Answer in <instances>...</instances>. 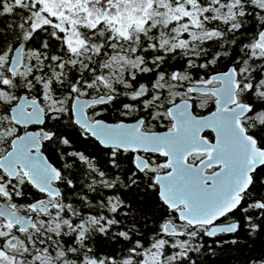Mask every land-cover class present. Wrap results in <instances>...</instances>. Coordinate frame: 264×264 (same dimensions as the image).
Segmentation results:
<instances>
[{
  "label": "snow or ice",
  "instance_id": "obj_1",
  "mask_svg": "<svg viewBox=\"0 0 264 264\" xmlns=\"http://www.w3.org/2000/svg\"><path fill=\"white\" fill-rule=\"evenodd\" d=\"M241 229L264 232V0H0V264H205Z\"/></svg>",
  "mask_w": 264,
  "mask_h": 264
},
{
  "label": "trees",
  "instance_id": "obj_2",
  "mask_svg": "<svg viewBox=\"0 0 264 264\" xmlns=\"http://www.w3.org/2000/svg\"><path fill=\"white\" fill-rule=\"evenodd\" d=\"M218 70H226L223 66L218 67ZM65 121H62L63 124ZM49 125L51 122H48ZM71 131V129H68ZM73 148L77 151L81 150L87 152L89 155L95 156L96 160L100 164H104L108 159L109 150L99 145L92 138H83L78 135L75 136L73 140ZM46 154L52 151L49 145L45 144ZM130 157V154H128ZM52 158V157H50ZM53 163H56L59 166V163L53 159ZM131 165L125 161L123 168L126 171ZM123 179V177H121ZM105 194H111L106 192ZM119 195L125 197L128 203L132 206L133 209L137 207H143L146 197L143 194V185L139 191L137 190H127L122 189L119 192ZM138 201L139 203H134L133 201ZM142 214V213H141ZM207 243L215 249L214 258H209L205 261V264H245L250 258L264 255V232L257 235L255 238H249L247 232L244 229H241L239 233V243L235 246L225 245L223 249L216 248L215 244L208 238H205Z\"/></svg>",
  "mask_w": 264,
  "mask_h": 264
},
{
  "label": "flooded vegetation",
  "instance_id": "obj_3",
  "mask_svg": "<svg viewBox=\"0 0 264 264\" xmlns=\"http://www.w3.org/2000/svg\"><path fill=\"white\" fill-rule=\"evenodd\" d=\"M192 100H193V111H194V114H196V115H206V114H209L210 111H214V110H215V104H214V101L211 100V99L208 98V97H203V96H198V95H196V94H193V98H192ZM202 100H207V101H208L206 107L201 108V107H198V106H197L198 103H199L200 101H202ZM177 102L179 103V99L177 100ZM65 120H66V118H65ZM50 122H51V121H50ZM61 122H62V121H61ZM127 122H133V121L131 120V118H129V120H128ZM51 123H52V122H51ZM153 123H155V122H153ZM40 127H41V126H39V125H30V126H29V130H32V131H38ZM152 130H154V131H160V130H162V129L160 128L159 125H156V127L153 128ZM213 137H214V134H210L209 138L211 139V138H213ZM101 146H102V145H101ZM103 147H104V146H103ZM79 151H81V150H79ZM83 152H84V151H83ZM85 154L89 155L87 152H85ZM130 155H131V154H130ZM157 159H160V158L157 157Z\"/></svg>",
  "mask_w": 264,
  "mask_h": 264
},
{
  "label": "water",
  "instance_id": "obj_4",
  "mask_svg": "<svg viewBox=\"0 0 264 264\" xmlns=\"http://www.w3.org/2000/svg\"><path fill=\"white\" fill-rule=\"evenodd\" d=\"M207 115V114H206ZM30 131H32V130H30Z\"/></svg>",
  "mask_w": 264,
  "mask_h": 264
}]
</instances>
